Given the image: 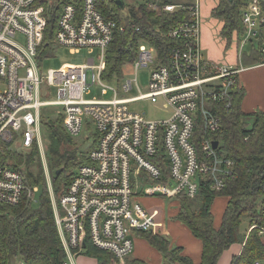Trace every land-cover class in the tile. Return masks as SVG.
<instances>
[{"label": "built area", "instance_id": "2783aa9c", "mask_svg": "<svg viewBox=\"0 0 264 264\" xmlns=\"http://www.w3.org/2000/svg\"><path fill=\"white\" fill-rule=\"evenodd\" d=\"M44 1L0 0V152L8 149L26 160L37 144L67 255L63 264L83 253L88 242L123 261L133 254L134 234L155 232L157 228L155 218L138 199L142 191L150 197L175 199L184 194L194 200L203 182L211 181L217 193L226 188L235 162L215 136L223 132L225 117L235 112L238 76L245 68L205 60L201 48L202 0L166 4L163 10L168 13L183 10L191 15L169 33L172 39L182 41L181 46L171 52L168 65H159L157 51L142 43L137 60L124 69L125 76L126 69L137 73L153 66L148 93L120 99L112 88V100L87 98L95 86L102 87L104 95L109 93L102 76L115 24L105 20L99 0H78L80 9L65 5L53 44L73 55L87 51L89 59L82 65L43 74L41 58L48 23L41 5ZM242 21L246 30L243 45L258 42L264 56V0H250ZM134 84L136 80L126 83L123 91H131ZM43 87L55 88L57 98L48 100V91L43 100ZM135 100L164 101L172 108L173 117L149 121L130 112L127 105ZM61 116L64 129L73 139L93 128L95 144L86 155L90 163L78 168L57 202L42 129L43 120ZM215 141L219 142L217 149ZM13 164L0 163V204L6 206L19 205L24 198L33 200L39 191L28 184L23 164Z\"/></svg>", "mask_w": 264, "mask_h": 264}, {"label": "trees", "instance_id": "16d2710c", "mask_svg": "<svg viewBox=\"0 0 264 264\" xmlns=\"http://www.w3.org/2000/svg\"><path fill=\"white\" fill-rule=\"evenodd\" d=\"M118 1L99 0L98 5L105 20L115 24L114 38L106 53L102 76L108 83L124 78L125 67L137 60L142 43L157 51L159 65H168L171 52L182 44L181 40L172 39L169 33L191 19L188 11L168 13L163 10L166 4H189L188 0H163L160 3L155 0H140L135 5L126 4L122 0L123 6ZM249 1L219 0V5L213 12L215 18L224 22L222 37L227 40L228 46L234 33L240 37L246 33L242 15ZM67 4H74L79 9L82 7L78 0H55L52 4L45 0L41 4L48 19L45 48L52 45L60 14ZM236 96L234 114L225 117L223 132L215 136L221 142L227 157L235 162L233 176L226 180V188L217 193L213 190L211 181L203 182L196 199H189L184 194L175 198L180 207L178 221L187 226L194 237L203 243L201 264H218L223 253L235 243L243 244L244 248L232 264L264 263V233H261L264 228V112L250 115L243 113L241 105L244 91L239 90ZM250 120L253 122L250 123ZM43 128L52 191L59 202L74 180L78 168L90 163V160L86 154L76 149L65 148L71 141L64 129L62 116L43 120ZM40 156L37 144L26 155V160L8 149L0 152L2 165H12L13 160H16L14 167L23 162L35 164V172L30 168L24 171L28 184L39 188L33 200L24 198L16 206L0 204V264L19 261L20 264H63L67 259L56 221L51 189L47 184ZM59 171L61 173L58 175ZM219 197L229 198V203L222 225L217 229L212 207ZM247 220L252 231L245 239L240 231ZM138 233L162 254L166 264H193L182 255L183 248L171 247L168 237L154 232L136 234ZM83 253L95 258L98 264H122L124 261L89 242ZM126 264L146 263L131 260Z\"/></svg>", "mask_w": 264, "mask_h": 264}, {"label": "crops", "instance_id": "0c3cea01", "mask_svg": "<svg viewBox=\"0 0 264 264\" xmlns=\"http://www.w3.org/2000/svg\"><path fill=\"white\" fill-rule=\"evenodd\" d=\"M188 1L191 2V0ZM218 5L219 0L201 1V48L204 58L212 64H225L235 68L242 65L245 69L238 76L239 89L244 91L241 109L243 113L249 115L264 112V56L258 42L252 41L243 45V36L240 37L234 33L233 40L228 46L227 40L222 37L224 22L213 16ZM138 199L157 222L154 233L168 237L172 248H183L182 255L189 258L193 264H201L203 243L194 237L187 226L178 221L177 217L180 212L178 201L163 197H150L144 191L138 195ZM165 200L173 202L166 205ZM228 203L229 198L226 197H219L213 203L212 214L217 229L222 225ZM168 218L171 220L167 221ZM251 231L252 226L247 220L242 224L240 233L246 239ZM133 239V254L122 264L131 260H139L146 264H166L162 254L143 235L138 233ZM243 248L244 245L241 243L233 244L223 253L218 264H232ZM69 264H98V261L81 253Z\"/></svg>", "mask_w": 264, "mask_h": 264}, {"label": "rangeland", "instance_id": "374dc122", "mask_svg": "<svg viewBox=\"0 0 264 264\" xmlns=\"http://www.w3.org/2000/svg\"><path fill=\"white\" fill-rule=\"evenodd\" d=\"M49 1L50 4H52L55 0H46ZM126 4L129 5H135L138 1L140 0H124ZM182 1V0H179ZM98 52V51H97ZM87 51H83L80 55H73L70 53L69 49L65 47H61L58 44H53L49 46L48 48H45L42 53V58H41V70L43 74H47L48 71L50 70H58L61 68H64L69 65H82L86 62L87 59H89V56L87 54ZM263 55V54H262ZM46 56V58H45ZM153 66L141 69L137 73H133L132 69H126L125 70V76L122 81H114L112 83H105L107 87H109V93L108 95H104L102 92V87L100 86H95L92 87V96L87 97V98H93L96 97L99 100H112L115 98V92L112 91L111 89H115L118 94L117 97L120 99H131L140 96L141 94L148 93L149 91V77H150V72L152 70ZM137 81V85L134 84L133 89L129 92L123 91V85L130 81ZM51 92V98L48 100H55L57 90L52 87H43V100H46L45 98V93L46 92ZM237 96L235 98V103H236ZM128 108L130 112L132 113H137L141 114L144 116L147 120L149 121H159V120H168L173 117V110L171 107H169L164 101H160L159 103H153L149 100H135L133 102L128 103ZM235 108V104H234ZM48 112H52L49 110ZM233 113L229 114L230 116L233 115ZM56 119V118H53ZM51 120V119H47ZM46 121V120H45ZM252 123L253 121L250 120ZM66 131V130H65ZM67 133V132H66ZM45 134L44 128L42 129V138ZM68 134V133H67ZM94 129L92 128L89 131H85L82 133L80 137L77 138H70L69 135L67 137L70 139L71 143L65 146L68 150H77L78 152H82L84 154H89L93 149H94V144H95V137H94ZM44 141V151L46 152V146L47 142ZM44 152V154H45ZM28 155V154H27ZM25 157V156H24ZM41 161L42 165L45 171V163L44 159L42 156ZM29 161V158H27ZM46 160V156H45ZM47 164V161H46ZM32 165V164H31ZM29 162H23V167L24 170L27 171L28 168L32 172L36 171V166L35 164L31 166ZM31 166V167H30ZM48 166V165H47ZM49 171V169H48ZM50 174V172H49ZM45 177L46 181L48 184V179L46 176V171H45ZM51 178V177H50ZM52 186V184H51ZM50 187V186H49ZM52 188V187H51ZM54 194V193H53ZM52 196V193H51ZM55 196V195H54ZM173 201L170 200H165L166 205L171 203ZM37 205H35L36 207ZM171 220L170 218L167 219V221ZM136 235V234H134ZM16 261V260H15ZM14 264H20L19 262H15Z\"/></svg>", "mask_w": 264, "mask_h": 264}, {"label": "water", "instance_id": "95a60500", "mask_svg": "<svg viewBox=\"0 0 264 264\" xmlns=\"http://www.w3.org/2000/svg\"><path fill=\"white\" fill-rule=\"evenodd\" d=\"M118 3H119L120 6H123V1H122V0H119ZM213 146H214L215 149H217L218 146H219V142H218V141H215V142L213 143ZM60 173H61V172L59 171V172H58V175H59Z\"/></svg>", "mask_w": 264, "mask_h": 264}]
</instances>
